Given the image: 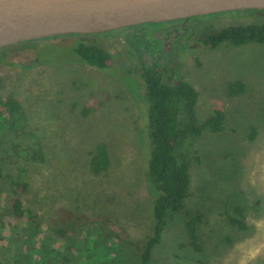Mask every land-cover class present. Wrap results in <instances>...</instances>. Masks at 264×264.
I'll return each instance as SVG.
<instances>
[{"label":"rangeland","instance_id":"obj_1","mask_svg":"<svg viewBox=\"0 0 264 264\" xmlns=\"http://www.w3.org/2000/svg\"><path fill=\"white\" fill-rule=\"evenodd\" d=\"M248 23H264V9L0 48L1 264H61L67 245L90 264H103L112 243L98 245L95 229L89 238L46 237L62 206L107 217L137 243L150 235V143L140 79L141 67L149 63L166 83L182 80L197 91L199 118L214 110L224 114L222 132H205L188 145L198 159L189 169L184 211L202 216L201 251L189 246L180 214L163 231L152 264H264V45L211 48L198 41L219 28ZM76 41L103 48L110 66L100 70L67 51L48 53V46ZM38 51L44 60L50 56V64L33 62ZM235 81L243 83V93L229 94ZM92 98L101 104L84 110ZM97 145L106 147L108 157L107 169L98 174L90 168ZM17 197L23 217L38 218L39 228L14 217ZM235 208L244 230L230 223V217L238 218ZM119 255L120 264H127L128 253Z\"/></svg>","mask_w":264,"mask_h":264},{"label":"trees","instance_id":"obj_2","mask_svg":"<svg viewBox=\"0 0 264 264\" xmlns=\"http://www.w3.org/2000/svg\"><path fill=\"white\" fill-rule=\"evenodd\" d=\"M140 26H155L145 24ZM76 37V35H68ZM62 36L32 41L29 43L47 42L61 38ZM198 41L211 48L223 44L232 46H246L251 44L264 45V23L229 25L202 35ZM47 47V46H46ZM49 54L61 56L57 51H67L71 57L78 62L87 64L96 69H106L110 66L111 56L103 48L96 45H87L81 42H72L66 47H49ZM48 55V54H46ZM55 55V57H56ZM36 52L33 62L35 64H50ZM140 79L144 86L146 101L149 159L147 161L146 175L150 188L151 216L153 225L150 235L143 243L133 241L128 231L114 221L104 216H86L75 214L66 207L56 210L57 221L53 228L48 227L46 237L51 239L57 236L68 241L78 236L89 238L87 235L96 230L95 242L100 245L112 243L111 251L104 255L103 264H120L119 253H128L127 264H152L151 256L153 249L160 242L165 228L176 216L182 214L184 217V228L189 246L194 252H200V239L197 226L201 222V214H192L184 211V201L188 196L190 177L189 169L198 157L188 149L190 142L198 139L203 133H219L224 129V114L221 110H214L205 117L199 118L196 113L198 100L197 91L182 80H174L166 83L160 69L153 63L141 67ZM245 87L242 82L235 81L228 87L229 94L237 95L243 93ZM94 103L101 104L99 99L92 98L84 107L88 111ZM2 107L0 105V113ZM104 145H97L91 153L90 168L93 173H101L108 167V157L104 152ZM2 180V166L0 163V185ZM18 185V184H17ZM24 191L25 184L20 187ZM22 201L19 197L12 200V212L17 220L30 221L33 228H39L38 218L23 217ZM238 218L230 217L231 225L241 230L245 225L241 219L240 209L235 208ZM28 220V221H27ZM1 222V221H0ZM36 232L30 230L29 234L35 236ZM4 238L0 233V247ZM66 245L64 246V248ZM72 245H67L62 255L61 264H90L84 260V255L79 253ZM100 256V255H99ZM1 264V261H0Z\"/></svg>","mask_w":264,"mask_h":264},{"label":"water","instance_id":"obj_3","mask_svg":"<svg viewBox=\"0 0 264 264\" xmlns=\"http://www.w3.org/2000/svg\"><path fill=\"white\" fill-rule=\"evenodd\" d=\"M249 9L264 0H0V48Z\"/></svg>","mask_w":264,"mask_h":264}]
</instances>
